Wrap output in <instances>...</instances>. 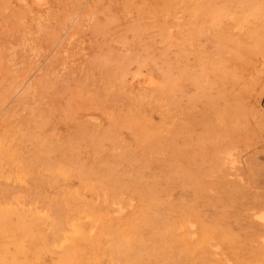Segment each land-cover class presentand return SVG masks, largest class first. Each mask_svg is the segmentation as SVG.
<instances>
[{
  "label": "rangeland",
  "instance_id": "1",
  "mask_svg": "<svg viewBox=\"0 0 264 264\" xmlns=\"http://www.w3.org/2000/svg\"><path fill=\"white\" fill-rule=\"evenodd\" d=\"M244 1L0 0V264H19L21 248L23 264H264V3L247 11ZM112 142L119 147L106 150Z\"/></svg>",
  "mask_w": 264,
  "mask_h": 264
},
{
  "label": "bare ground",
  "instance_id": "2",
  "mask_svg": "<svg viewBox=\"0 0 264 264\" xmlns=\"http://www.w3.org/2000/svg\"><path fill=\"white\" fill-rule=\"evenodd\" d=\"M243 1H244V0H243ZM246 1L248 2V0H246ZM86 2H87V1H86ZM210 2H211V1H210ZM240 2H241V0H240ZM238 3H239V2H237V4H238ZM245 3H246V2L244 1V4H245ZM248 3H250V1H249ZM248 3H247V4H248ZM263 3H264V0H251V6L249 5L248 7H246V8H247V11H249V10H251V9H255L256 11H259L260 8L262 7ZM169 4H170V3H169ZM237 4H236V6H237ZM244 4H242V2H241L240 6L242 7ZM183 6H184V5H183ZM238 6H239V4H238ZM245 6H246V4H245ZM34 7H35V6H34ZM48 7H49V6H48ZM263 7H264V6H263ZM171 8H172V7H171ZM236 8H238V7H236ZM239 8H240V7H239ZM239 8H238V9H239ZM32 9H33V8H32ZM161 9H162V8H161ZM185 9H186V8H185ZM188 9H189V8H188ZM208 9H209V7H208ZM213 9H215V8H213ZM168 10H169V9H168ZM206 10H207V9H206ZM221 10H222V9H221ZM239 10H240V9H239ZM33 11H34V10H33ZM43 11H44V10H43ZM162 11H163V10H161V12H162ZM243 11H245V10H243ZM44 12H45V11H44ZM163 12H164V11H163ZM229 13H230V12H229ZM248 13H249V12H248ZM35 14H36V13H35ZM35 14H34V15H35ZM206 14H207V13H206ZM227 14H228V12H227ZM230 14H231V13H230ZM232 14H233V13H232ZM232 14H231V15H232ZM260 14H261V13H260ZM260 14H259V15H260ZM263 14H264V13H263ZM233 15H234V14H233ZM235 15H236V14H235ZM46 16H47V14H46ZM228 16H229V15H228ZM256 16H257V13H256ZM261 16H262V15H261ZM42 17H43V16H42ZM233 17H234V16H233ZM235 17H236V16H235ZM235 17H234V18H235ZM257 17H258V16H257ZM70 18H71V17H70ZM72 18H74V17H72ZM87 18H88V17H87ZM245 18H246V17H245ZM46 19H47V18H46ZM74 19H75V18H74ZM236 19L239 20L238 17H237ZM42 20H43V19H42ZM44 22H45V21H44ZM212 25H213V24H212ZM15 26H16V25H15ZM68 26H69V25H68ZM86 26H87V25H86ZM209 31H210V30H209ZM65 32H66V31H65ZM28 33H29V32H28ZM42 34H43V33H42ZM74 35H75V34H74ZM28 36H29V35H28ZM202 37H203V35H202ZM51 39H52V38H51ZM81 39H82V38H81ZM23 41H24V39H23ZM28 41H29V40H28ZM33 46H34V45H33ZM65 47H66V46H65ZM12 48H13V47H12ZM33 48H34V47H33ZM49 48H50V46H49ZM52 50H53V49H52ZM65 50H66V49H65ZM36 51H37V50H36ZM52 53H53V52H52ZM144 53H145V52H144ZM16 54H17V53H16ZM68 58H69V57H68ZM68 58H67V59H68ZM4 62H6V61H4ZM4 65H5V64H4ZM39 66H40V65H39ZM38 70H39V69H38ZM60 70H61V69H60ZM17 71H18V70H17ZM43 71H44V70H43ZM20 72H21V71H20ZM12 74H13V73H12ZM13 75H15V73H14ZM17 75H19V74L17 73ZM33 76H34V75H33ZM11 77H13V76H11ZM16 77H18V76H16ZM16 77H15V78H16ZM28 77H29V76H28ZM5 78H6V77H5ZM18 78H19V77H18ZM10 79H11V78H10ZM4 80H5V79H4ZM7 80H8V79H7ZM13 80H14V79H13ZM19 82H20V81H19ZM22 82H23V81H21L20 83H16L17 86H18V84H21ZM23 83H24V82H23ZM29 83H30V82H29ZM36 83H37V82H36ZM40 83H41V82H40ZM40 83H39V81H38V85H40ZM16 84H15V85H16ZM41 84H42V83H41ZM9 85L11 86V84H9ZM15 85H14V86H15ZM35 85H36V84H35ZM72 85H73V84H72ZM6 86H7V84H6ZM21 86H22V85H21ZM29 86H30V85H29ZM31 86H32V85H31ZM31 86L28 87V89L31 88ZM25 87H26V86H25ZM32 87H33V86H32ZM8 88H9V86H8ZM18 88H19V87H18ZM20 88H21V87H20ZM3 89H4V88H3ZM14 89H15V87H14ZM22 89H23V88H22ZM28 89H26V91H27ZM42 89H43V88H42ZM8 90H9V89H8ZM15 90H16V89H15ZM29 90H30V89H29ZM11 91H12V90H11ZM11 91H10V92H11ZM19 91H20V90H19ZM21 91H22V90H21ZM26 91H25V92H26ZM31 91H34V90H31ZM37 91H38V90H37ZM50 91H51V89H50ZM1 92H2V91H1ZM4 92H6V90H5ZM7 92H8V91H7ZM28 92H29V91H28ZM41 92H42V90H41ZM2 93H3V92H2ZM8 93H9V92H8ZM11 93H12V92H11ZM15 93H17V92H14V95H15ZM21 93H22V92H21ZM21 93H20V94H21ZM32 93H34V92H32ZM6 94H7V93H6ZM9 94H10V93H9ZM20 94H19L18 96L25 95V94H21V95H20ZM29 94H30V93H28V95H29ZM34 94H36V93H34ZM1 95H2V97H3V95H5V93H4V94H1ZM52 95H54V94H52ZM106 95H107V94H106ZM5 96H6V95H5ZM8 96H10V95H8ZM12 96H13V95H12ZM12 96H11V98H12ZM40 96H41V95H40ZM42 96H43V95H42ZM47 96H49V95H47ZM25 97H27V96H25ZM43 97H44V96H43ZM50 97H51V96H50ZM90 97H91V96H90ZM23 98H24V96H23ZM40 98H41V97H40ZM47 98H48V97H47ZM57 98H58V97H57ZM52 99H53V98H52ZM2 100H5V98H2ZM20 100H22V99H20ZM38 100L40 101L41 99L38 98L36 101H38ZM53 100H55V99H53ZM9 101H10V100H9ZM24 101H28V100L26 99V100H24ZM57 101L60 102L58 99H57ZM165 101H166V100H165ZM21 102H23V100H22ZM42 102H43V101H42ZM42 102H41V103H42ZM157 102H158V101H157ZM0 103H1V101H0ZM2 103H3V102H2ZM8 103H9V102H8ZM8 103H7V104H8ZM26 103H27V102H26ZM74 103H76V102H74ZM110 103H111V102H110ZM3 104L5 105L6 102L3 103ZM28 104H29V102H28ZM30 104H32V103H30ZM76 104H77V103H76ZM56 105H57V104H56ZM77 105H78V104H77ZM83 105H84V104H83ZM162 105H163V104H162ZM5 106H6V105H5ZM22 106H24V105H22ZM28 106H29V105H28ZM43 106H44V105H43ZM64 106H65V105H64ZM85 106H86V105H85ZM88 106H89V105H88ZM1 107H2V106H1ZM3 107H4V106H3ZM26 107H27V106H26ZM26 107H24L23 109L25 110ZM55 107H56V106H55ZM60 107H61V106H60ZM62 107H63V106H62ZM97 107H98V105H97ZM27 108H29V107H27ZM36 108H37V107H36ZM36 108H35V109H36ZM52 108H53V107H52ZM57 108H58V107H57ZM112 108H113V107H112ZM2 109H3V108H2ZM47 109H48V108H47ZM55 109H56V108H55ZM55 109H54V111H55ZM59 109L62 110L61 108H59ZM164 109H165V108H164ZM30 110H31V109H30ZM60 110H59V111H60ZM103 110H104V109H103ZM16 111H17V110H16ZM31 111H32V110H31ZM44 111H45V110H44ZM52 111H53V109H52ZM67 111H68V110H67ZM67 111H66V112H67ZM0 112H1V110H0ZM28 112H29V111H28ZM37 112H38V111H37ZM103 112H105V111H103ZM109 112H110V111H109ZM135 113H136V111H135ZM30 114H31V113H30ZM40 114H41V113H40ZM43 114H44V113H43ZM63 114H64V113H63ZM141 114H142V113H141ZM28 115H29V114H28ZM31 115H32V114H31ZM33 115H34V114H33ZM33 115H32V116H33ZM38 115H39V114H38ZM46 115H47V114H46ZM52 115H53V114H52ZM107 115H108V114H107ZM107 115H106V116H107ZM121 115H122V114H121ZM139 115H140V114H139ZM139 115H138V116H139ZM144 115H145V114H144ZM1 116H2V115H1ZM34 116H37V115H34ZM106 116H105V117H106ZM37 117H38V116H37ZM37 117H35L34 119H36ZM48 117H49V115H48ZM60 117H61V115H60ZM67 117H68V115H67ZM69 117H70V116H69ZM136 117H137V116H136ZM145 117H146V116H145ZM148 118H149V117H148ZM0 119H1V118H0ZM34 119L32 118V120H34ZM43 119H44V118H43ZM48 119H49V118H48ZM133 119H134V118H133ZM133 119H132V120H133ZM138 119L140 120V118H138ZM141 119H142V118H141ZM26 120H27V118H26ZM62 120H63V119H62ZM69 120H70V119H69ZM106 120H108V119H106ZM11 121H12V120H11ZM30 121H31V120H30ZM30 121H28V122H30ZM35 121H36V120H35ZM41 121H42V119L40 120V122H41ZM108 121H111V120H108ZM130 121H131V120H130ZM63 122H64V121H62V123H63ZM98 122H99V121H98ZM135 122H136V121H135ZM152 122H153V121H152ZM36 123H39V122H36ZM41 123H43V122H41ZM47 123H49V120H48ZM65 123H67V122H65ZM70 123H71V120H70ZM125 123H126V122H125ZM140 123H141V122H140ZM34 124H35V123H34ZM34 124H33V127H34ZM129 124L132 126V124H131L130 122H129ZM138 124H139V123H138ZM35 125H37V124H35ZM38 125L40 126L41 124L39 123ZM52 125H54L53 122H52ZM153 125H154V124H153ZM41 126H42V125H41ZM57 126H58V125H57ZM57 126H56V127H57ZM80 126H81V124H80ZM89 126H90V125H89ZM127 126H128V124H127ZM127 126L125 125V128H126ZM33 127H32V128H33ZM43 127H45V126L43 125ZM51 127H52V126H51ZM71 127H72V126H71ZM86 127H87V126H86ZM150 127H151V126H150ZM30 128H31V127H30ZM34 128H35V127H34ZM38 128H39V130L41 129V132H42V128H40V127H38ZM95 128H96V127H95ZM110 128H113V127L110 126ZM122 128H123V127H122ZM122 128H118V129L121 130ZM155 128H156V127H155ZM13 129H14V128H13ZM35 129H36V128H35ZM53 129H54V128H53ZM74 129H75V128H74ZM78 129H79V128H78ZM78 129H77V130H78ZM83 129H84V128H83ZM90 129H91V128H90ZM126 129H127V128H126ZM128 129H129V128H128ZM130 129H131V128H130ZM151 129H152V128H151ZM32 130H33V129H32ZM32 130H31V131H32ZM39 130H38V131H39ZM48 130H50V128H49ZM113 130H114V129H113ZM29 131H30V130H29ZM75 131H76V130H75ZM116 131H117V130H116ZM150 131H152V130H150ZM150 131H149L148 133H150ZM193 131H194V130H193ZM46 132H47V131H46ZM46 132H45V133H46ZM48 132H49V131H48ZM81 132H82V131H81ZM83 132H84V131H83ZM111 132H112V131H111ZM111 132H110V133H111ZM155 132H156V130H155ZM157 132H158V131H157ZM23 133H24V132H23ZM27 133H28V132H27ZM42 133H43V132H42ZM45 133H43V134H45ZM70 133H71V132H70ZM84 133H85V132H84ZM116 133H117V132H116ZM121 133H122V132H121ZM130 133H131V132H130ZM148 133H146V134H148ZM151 133H152V132H151ZM11 134H12V133H11ZM16 134H17V133H16ZM29 134H30V133H29ZM82 134H83V133H82ZM106 134H107V133H106ZM132 134H133V133H132ZM132 134H131V135H132ZM134 134H136V133H134ZM160 134H161V133H160ZM14 135H15V134H14ZM24 135H26V134H24ZM39 135H40V134H38V136H39ZM69 135H70V134H69ZM71 135H72V134H71ZM71 135H70V136H71ZM107 135H108V137H111L112 135H113V137L116 136V134H113V133H111V134H107ZM107 135H106V136H107ZM151 135H154V133L151 134ZM155 135H157V137L159 136L158 134H155ZM36 136H37V135H36ZM40 136H41V135H40ZM42 136H43V135H42ZM81 136H83V135H81ZM85 136H86V135H85ZM102 136H103V135H102ZM102 136H101V138H102ZM104 136H105V135H104ZM119 136H120V135H119ZM22 137H23V136H22ZM28 137H29V136H28ZM49 137H51V136H49ZM79 137H80V134H79ZM108 137H107V138H108ZM113 137H112V138H113ZM134 137H136V136H134ZM153 137H156V136H153ZM160 137H161V136H160ZM162 137H163V136H162ZM5 138H6V137H5ZM36 138H37V137H36ZM95 138H96V137H95ZM145 138H147V137H145ZM145 138H144V139H145ZM158 138H159V137H158ZM167 138H168V137H167ZM16 139H17V138H16ZM27 139H28V138H27ZM62 139H63V138H62ZM71 139H72V138H71ZM136 139H137V138H136ZM151 139H152V138H151ZM151 139H150V140H151ZM154 139H156V138H154ZM159 139H161V138H159ZM33 140H34V139H33ZM49 140H50V139H49ZM55 140H56V139H55ZM60 140H61V139H60ZM91 140H92V139H91ZM93 140H94V138H93ZM120 140H121V139H120ZM120 140H119V141H120ZM145 140H146V139H145ZM157 140H158V139H157ZM38 141H40V140H38ZM87 141H88V140H87ZM94 141H96V140H94ZM101 141H102V140H100V143H101ZM103 141H104V140H103ZM113 141H114V140H113ZM121 141H122V140H121ZM151 141H152V140H151ZM154 141H155V140H154ZM48 142H49V141H48ZM51 142H52V140H51ZM62 142H63V140H62ZM73 142H74V141H73ZM129 142H130V141H129ZM146 142H147V141H146ZM149 142H150V141H149ZM156 142H157V141H156ZM161 142H162V140H161ZM24 143H25V142H24ZM34 143H35V142H34ZM36 143H37V140H36ZM45 143H47V142H46V137H45ZM58 143H59V142H58ZM83 143H84V142H83ZM85 143H86V142H85ZM118 143H119V142H118ZM118 143H116V142H112V143L108 144L107 146H105V147H106L105 149H106V150H110V149L115 150L116 148L119 147ZM140 143H142V142H140ZM144 143H145V142H144ZM154 143H155V142H154ZM8 144H9V143H8ZM37 144H38V143H37ZM41 144H42V143H41ZM41 144H40V149H41V147L43 146V145L41 146ZM53 144H55V143H53ZM87 144H88V143H87ZM120 144H121V143H120ZM124 144H125V143H124ZM181 144H182V143H181ZM18 145H19V144H18ZM32 145H33V144H32ZM57 145H58V144H57ZM70 145H71V144H70ZM89 145H90V144H89ZM104 145H105V144H104ZM122 145H123V144H122ZM122 145H121V146H122ZM149 145H151V144H149ZM149 145L147 144L146 147L148 148ZM33 146H34V145H33ZM35 146H37V145L35 144ZM46 146H47V144H46ZM75 146H76V144H75L74 147H73L74 149H76ZM123 146H124V145H123ZM50 147H51V146H50ZM56 147H58V146H56ZM56 147H55V148H56ZM71 147H72V145H71ZM82 147H83V145H82ZM91 147H92V146H91ZM125 147H126V146H125ZM146 147H145V148H146ZM16 148H17V146H16ZM33 148H34V147H33ZM36 148H37V147H36ZM43 148H44V147H43ZM43 148H42V149H43ZM101 148H102V147H101ZM147 148H146V149H147ZM153 148H154V146H153ZM155 148H156V146H155ZM155 148H154L153 150H156ZM11 149H12V148H11ZM34 149H35V148H34ZM132 149H133V147H132ZM135 149H136V148H135ZM146 149H145V151H146ZM149 149H150V148H149ZM149 149H148V150H149ZM151 149H152V148H151ZM151 149H150V150H151ZM158 149H159V148H158ZM44 150H45V149H44ZM47 150H49V149H48V146H47ZM51 150H53V149H50V150H49V153H50ZM70 150H71V149H70ZM82 150H83V149H82ZM87 150H88V149H87ZM87 150H85V151H83V152H81V153H80V152L77 153V151H76V153H75L76 159H77L78 161H79V160H82V159H87V158H88V154H89V152H88ZM97 150H98V149H97ZM100 150H102V149H100ZM123 150H124V148H123ZM148 150H147V151H148ZM3 151H4V150H3ZM9 151H10V150H9ZM56 151H57V150H56ZM61 151H62V148H61ZM61 151H60V152H61ZM66 151H67V150H66ZM89 151H90V150H89ZM38 152H39V151H38ZM46 152H47V151H46ZM52 152H54V151H52ZM63 152H64V151H62V154H60L61 156H65V154H64ZM70 152H71V151H70ZM92 152L97 153L96 151H92ZM112 152H113V151H112ZM112 152H111V153H112ZM114 152H115V151H114ZM116 152H117V151H116ZM116 152H115V153H116ZM121 152H122V148H121ZM125 152H126V150H125ZM18 153H19V152H18ZM39 153H41V152H39ZM104 153H105V152H104ZM119 153H120V152H119ZM133 153H134V152H133ZM143 153H144V151H143ZM69 154H70V153H69ZM100 154H101V153H100ZM13 155H14V154H13ZM37 155H39V154H37ZM42 155H43V154H42ZM44 155H45V154H44ZM52 155H54V157L56 156L55 153L52 154ZM57 155H58V154H57ZM71 155H72V152H71ZM73 155H74V154H73ZM120 155H121V154H120ZM139 155H141V154H139ZM34 156H35V155H34ZM61 156H60V157L58 156V157L61 158ZM69 156H70V155H69ZM93 156H94V155H93ZM116 156H117V155H115V157H116ZM130 156H131V155H130ZM134 156H135V155H134ZM37 157H38V156H37ZM50 157H52V156H50ZM54 157H53V158H54ZM66 157H67V156H66ZM105 157H106V156H105ZM107 157H108V156H107ZM135 157H136V156H135ZM135 157H134V158H135ZM119 158H121V157H119ZM127 158H128V157H127ZM137 158H139V156H138ZM17 159H18V158H17ZM38 159H39V158H37V160H38ZM64 159H65V158H64ZM106 159H107V158H106ZM116 159H117V158H116ZM125 159H126V158H125ZM128 159H129V158H128ZM42 160H43V159H42ZM47 160H48V157H47ZM65 160H66V159H65ZM91 160H94V159L91 158ZM113 160H114V159L112 158V161H113ZM131 160H132V159H131ZM135 160H136V159H135ZM54 161H55V158H54ZM66 161H67V160H66ZM70 161H71V160H70ZM101 161H102V160H101ZM114 161H115V160H114ZM125 161H126V160H125ZM128 161L130 162V159H129ZM128 161H127V162H128ZM38 162H39V161H38ZM42 162H43V161H42ZM42 162H41V163H42ZM47 162H48V161H47ZM56 162H57V160H56ZM56 162H55V163H56ZM62 162H64V161H62ZM62 162H61V163H62ZM132 162H134V161H132ZM150 162H151V161H150ZM159 162H160V161H159ZM159 162H158V163H159ZM8 163H9V162H8ZM33 163H34V162H33ZM35 163H36V162H35ZM35 163H34L32 166H34ZM41 163H40V164H41ZM49 163L51 164V162H48V165H49ZM55 163H54V165L57 166L58 164H55ZM61 163H59V164H61ZM65 163H66V162H65ZM87 163H88V162H87ZM97 163H99V162H97ZM2 164H3V163H2ZM44 164H45V163H44ZM44 164H43V165H44ZM46 164H47V163H46ZM66 164H67V163H66ZM69 164H70V163H69ZM88 164H89V163H88ZM102 164H103V165H106V164H104L103 162L101 163V165H102ZM108 164H109V161H108ZM110 164H113V163L110 161ZM110 164H109V165H110ZM156 164H157V162H156ZM19 165H20V164H19ZM29 165H30V164H28V166H29ZM52 165H53V164H52ZM52 165H51V166H52ZM70 165H71V164H70ZM74 165H77V164L75 163ZM90 165H92V164H90ZM101 165H100V166H101ZM109 165H108V166H109ZM121 165H123V163H122ZM132 165H133V164H132ZM146 165H147V164H146ZM160 165H161V164H160ZM180 165H181V164H180ZM199 165H200V164H199ZM199 165H198V166H199ZM28 166H27V168H28ZM61 166H62V165H61ZM61 166H60V167H61ZM66 166H67V165H66ZM123 166H124V165H123ZM49 167H50V166H49ZM62 167H63V166H62ZM85 167H86V166H85ZM97 167H98V166H97ZM97 167H96V169H97ZM111 167H114V166L112 165ZM117 167H120V164H119V166L117 165ZM117 167H116V168H117ZM141 167H142V166H141ZM199 167H200V166H199ZM24 168H26V166H24ZM50 168H51V167H50ZM52 168H53V170H52V169H51V170H52V173H53L55 170H54V167H52ZM78 168H79V167H78ZM80 168H81V167H80ZM98 168H99V167H98ZM116 168H114L115 171H116ZM121 168H122V167H121ZM123 168H124V167H123ZM127 168H128V167H127ZM159 168H161V167H159ZM164 168H165V167H164ZM33 169H34V168H33ZM36 169H37V168H36ZM38 169H39V168H38ZM44 169H45V168H44ZM44 169H43V170H44ZM69 169H70V168H69ZM85 169H86V168H85ZM90 169H91V168H90ZM108 169H109V168H108ZM128 169H129V168H128ZM128 169H127V170H128ZM143 169H145V168H143ZM143 169H142V171H143ZM161 169H162V168H161ZM161 169H160V170H161ZM170 169H172V168H170ZM199 169H200V168H199ZM5 170H6V169H5ZM18 170H19V169H18ZM23 170H24V169H23ZM27 170H28V169H27ZM59 170H60V169H59ZM61 170H62V169H61ZM70 170H71V169H70ZM76 170H77V169H76ZM80 170H82V169H80ZM91 170H93L92 172H94V169H91ZM109 170H113V169H109ZM109 170H107V171H109ZM119 170H120V169H119ZM119 170H118V171H119ZM146 170H147V169H146ZM151 170H152V169H151ZM158 170H159V169H158ZM166 170H167V169H166ZM168 170H169V169H168ZM178 170H179V169H178ZM178 170H177V171H178ZM182 170H183V169H182ZM13 171H14V170H13ZM29 171H30V170H28L27 172H29ZM39 171H40V169H39ZM39 171H38V172H39ZM46 171H47V170H46ZM49 171H50V170H49ZM56 171H58V170H56ZM66 171H67V170H66ZM68 171H69V170H68ZM72 171H73V170H72ZM87 171H88V170H87ZM115 171H112V172L115 173ZM118 171H117V172H118ZM148 171H149V170H148ZM161 171H162V170H161ZM202 171H203V170H202ZM21 172H22V171H21ZM30 172H31V171H30ZM38 172H37V173H38ZM41 172H42V171H41ZM60 172H61V171H60ZM77 172H78V171H77ZM90 172H91V171L89 170V172H87V173H90ZM101 172H102V171H101ZM117 172H116V177L120 174V173H118V175H117ZM132 172H133V171H132ZM132 172H131V173H132ZM156 172H157V171H156ZM158 172H159V171H158ZM158 172H157V173H158ZM174 172H176V171H174ZM12 173H13V172H12ZM42 173H43V172H42ZM48 173H51V171L48 172ZM52 173H51V174H52ZM58 173H59V171H58ZM61 173H62V175H63V172H61ZM65 173L67 174V172H65ZM85 173H86V172H85ZM87 173H86V174H87ZM102 173H103V172H102ZM105 173H106V172H105ZM109 173H110V172H109ZM114 173H112V174H114ZM131 173H130V174H131ZM138 173H139V172H138ZM143 173H144V171H143ZM29 174H31V173H29ZM29 174H28V175H29ZM70 174H71V172H69L68 175H70ZM72 174H73V173H72ZM94 174H96V173H94ZM94 174L90 173L89 175H90V176H91V175L93 176ZM103 174H104V173H103ZM110 174H111V173H110ZM130 174H128V175H130ZM163 174H164V173H163ZM179 174H180V173H179ZM37 175H39V174H37ZM45 175H46V174H45ZM55 175H56V174H54V176H55ZM73 175H74V174H73ZM77 175H78V174H77ZM83 175H84V174H83ZM89 175H88V176H89ZM104 175H105V174H104ZM148 175H149V174H148ZM180 175H183V176H184V174H180ZM186 175H187V173H186ZM186 175H185V176H186ZM86 176H87V175H86ZM97 176H99V173H98ZM113 176H115V175H113ZM113 176H112V178H113ZM135 176H138V175H135ZM141 176H142V175H141ZM159 176H160V175H159ZM176 176H177V175H176ZM178 176H179V175H178ZM42 177H44V176H42ZM65 177H66V176H65ZM72 177H73V176H72ZM129 177H130V176H129ZM157 177H158V176H157ZM179 177H180V176H179ZM81 178H83V177L81 176ZM86 178H87V177H86ZM112 178H110V181H111ZM124 178H125V177H124ZM127 178H128V177H127ZM134 178H135V177H134ZM134 178H133V179H134ZM142 178H143V177H142ZM146 178H147V177H145V179H146ZM155 178H156V174H155ZM155 178H154V179H155ZM12 179H13V178H12ZM115 179H116V178H115ZM147 179H148V178H147ZM171 179H172V178H171ZM134 180H137V179H134ZM140 180H141V178H140ZM149 180H150V179H149ZM151 180H152V179H151ZM164 180H165V179H164ZM10 181H11V180H10ZM114 181H115V180H114ZM119 181H120V180H119ZM138 181H139V180H138ZM169 181H170V179H169ZM103 182H104V181H103ZM125 182H126V181H125ZM131 182H132V181H131ZM149 182H150V181H149ZM196 182H197V181H196ZM109 183H110V182H109ZM113 183H114V182H113ZM116 183H117V181H116ZM151 183H152V182H151ZM167 183H168V182H167ZM145 184H146V183H145ZM152 184H153V183H152ZM71 185H72V184H71ZM104 185H105V184H104ZM111 185H113V184H111ZM131 185H133V183H132ZM136 185H139V184L136 182ZM141 185H142V184H141ZM95 186H96V185H95ZM97 186H98V185H97ZM105 186H107V185H105ZM125 186H126V184H125ZM134 186H135V185H134ZM156 186H157V185H156ZM156 186H155V187H156ZM184 186H185V185H184ZM70 187H71V186H70ZM90 187H91V186H90ZM123 187H124V186H123ZM126 187H127V186H126ZM145 187H147V186H145ZM152 187H153V186H152ZM152 187H151V188H152ZM155 187H154V188H155ZM162 187H163V186H162ZM164 187H165V186H164ZM182 187H183V185H182ZM91 188H92V187H91ZM94 188H95V187H94ZM107 188H109V187L107 186ZM114 188H115V187H114ZM116 188H117V186H116ZM135 188H136V187H135ZM166 188H167V187H166ZM166 188H165V189H166ZM187 188H188V187H187ZM187 188H186V189H187ZM111 189H112V188H111ZM124 189H125V188H124ZM140 189H141V188H140ZM159 189H160V188H159ZM106 190H107V189H106ZM116 190H117V189H116ZM119 190H120V188H119ZM130 190L132 191V189H130ZM142 190H143V189H142ZM144 190H146V188H145ZM151 190H153V189H151ZM167 190H168V188H167ZM204 190H205V189H204ZM114 191H115V190H113L112 194L114 193ZM127 191H128V187H127ZM131 191H130V192H131ZM134 191H135V190H134ZM146 191H147V190H146ZM163 191H164V189H163ZM200 191H201V190H200ZM90 192H91V191H90ZM110 192H111V191H110ZM115 192H116V191H115ZM135 192H138V191H135ZM139 192H140V191H139ZM81 193H82V192H81ZM101 193H102V192H101ZM160 193H163V192L160 191ZM181 193H182V192H181ZM29 194H30V193H29ZM108 194H110V193H108ZM112 194H111V196H110V195H109V196L113 199V197H112L113 195H112ZM135 194H136V193H135ZM140 194H141V193H140ZM142 194H143V193H142ZM164 194H165V193H164ZM195 194H196V193H195ZM229 194H230V193H229ZM234 194H235V192H234ZM78 195H79V194H78ZM100 195H101V194H100ZM127 195H128V194H127ZM151 195H152V194H151ZM193 195H194V194H193ZM197 195H198V194H197ZM128 196H129V195H128ZM130 196H131V195H130ZM142 196H144V195H142ZM147 196H149V195H147ZM228 196H229V195H228ZM105 197H106V196H105ZM125 197H127V196H125ZM125 197H124V198H125ZM152 197H153V196H152ZM152 197H151V199H153ZM161 197H162V196H161ZM191 197H192V196H191ZM63 198H64V197H63ZM100 198H102V197L100 196ZM119 198H120V197H119ZM188 198H189V197H188ZM122 199H123V198H122ZM126 199H128V197H127ZM138 199H139V198H138ZM154 199H155V198H154ZM162 199H163V198H160V199L158 198V200H162ZM172 199H173V198H172ZM183 199H184V198H183ZM190 199H191V198H190ZM66 200H67V198H66ZM87 200H89V199H87ZM114 200H115V199H114ZM117 200H118V198H117ZM145 200H146V199H145ZM148 200L150 201V199H148ZM115 201H116V200H115ZM118 201H119V200H118ZM122 201H124V200H122ZM143 201H144V200H143ZM149 201H148L147 203L150 204L151 202H149ZM183 201H184V200H183ZM70 202H71V201H70ZM93 202H94V201H93ZM99 202H100V201H99ZM108 202H109V201H108ZM128 202H129V201H128ZM128 202H127V203H128ZM168 202H169V201H168ZM180 202H181V201H180ZM65 203H67V202H65ZM78 203H79V202H78ZM110 203H111V202H110ZM140 203H143V202H140ZM147 203H146V204H147ZM155 203H157V202L155 201ZM170 203H171V201H170ZM170 203H169V204H170ZM69 204H70V203H69ZM73 204H74V203H73ZM81 204H83V203L81 202ZM107 204H108V203H107ZM124 204H125V203H124ZM159 204H160V203H159ZM159 204H157V205H159ZM175 204H176V203H175ZM85 205H87V203H85ZM85 205H84L83 207H86ZM140 205H141V204H140ZM144 205H145V204H144ZM173 205H174V204H173ZM11 206H12V205H11ZM78 206H79V205H78ZM97 206H98V205H97ZM151 206H153V205H151ZM159 206H160V205H159ZM159 206H158V207H159ZM163 206H164V204L162 205V207H163ZM174 206H175V205H174ZM213 206H214V205H213ZM36 207H37V206H36ZM66 207H67V206H66ZM100 207H101V206H100ZM109 207H110V206H109ZM149 207H150V206H149ZM24 208H25V207H24ZM68 208H70V207L68 206ZM78 208H80V207H78ZM111 208H112V207H111ZM133 208H135V207H133ZM138 208H139V207H138ZM144 208H145V207H144ZM156 208H157V207H156ZM182 208H183V206H182ZM243 208H245V207H243ZM82 209H83V208H82ZM84 209H86V208H84ZM142 209H143V208H141V210H142ZM157 209H158V208H157ZM176 209H177V208H176ZM185 209H186V208H185ZM189 209H190V208H189ZM196 209H197V208H196ZM223 209H224V208H223ZM250 209H251V208H250ZM250 209H248V210H250ZM257 209H258V208H257ZM260 209H261V208H260ZM77 210H78V209H77ZM86 210H87V209H86ZM180 210H181V209H180ZM180 210H179V211H180ZM187 210H188V209H187ZM187 210H186V211H187ZM30 211L33 212V210H30ZM93 211H94V210H93ZM99 211H100V209H99ZM132 211H133V210H132ZM188 211H190V210H188ZM193 211H195V208L193 209ZM225 211H226V210H225ZM80 212H82V211H80ZM90 212H91V211H90ZM134 212H135V209H134ZM199 212H200V211H199ZM229 212H230V211H229ZM241 212H242V211H241ZM248 212H249V211H248ZM251 212H252V211H251ZM3 213H4V212H3ZM85 213H86V212H85ZM101 213H103V212H101ZM144 213H145V212H143V214H144ZM245 213H247V212H245ZM14 214H15V213H14ZM19 214H20V213H19ZM37 214H38V213H37ZM80 214H81V213H79V215H78V214H77V215L80 217ZM92 214H93V213H92ZM135 214H136V213H135ZM138 214H139V213H138ZM174 214H175V213H174ZM191 214H192V211H191ZM191 214H190V215H191ZM230 214H231V213H230ZM44 215H45V214H44ZM69 215H70V214H69ZM106 215H107V213H106ZM131 215H132V214H131ZM139 215H140V214H139ZM160 215H161V214H160ZM160 215H159V216H160ZM190 215H189V216H190ZM19 216H22V215H19ZM23 216H26V215L23 214ZM29 216H30V215H29ZM31 216H32V215H31ZM31 216H30V217H31ZM35 216H36V215H35ZM67 216H68V214H67ZM107 216H108V215H107ZM144 216H145V214H144ZM148 216H149V215H148ZM159 216H158V218H159ZM184 216H185V215H184ZM184 216H183V217H184ZM191 216H192V215H191ZM220 216H221V215H220ZM225 216H226V215H225ZM91 217H93V215H91ZM112 217H113V216H112ZM130 217H131V216H130ZM152 217H153V216H152ZM172 217H174V216L172 215ZM176 217H177V216H176ZM223 217H224V216H223ZM21 218H22V217H21ZM28 218H29V217H28ZM32 218H34V220H35V217H32ZM47 218H48V217H47ZM47 218H46V219H47ZM81 218H83V217L81 216ZM100 218H101V217H100ZM120 218H121V217H120ZM123 218H124V217H123ZM128 218H129V216H128ZM128 218H127V219H128ZM160 218H161V217H160ZM174 218H175V217H174ZM195 218H196V217H195ZM195 218H194V220H196ZM198 218H199V217H198ZM203 218H204V217H203ZM203 218H202V219H203ZM236 218H238V216H237ZM245 218H246V217H245ZM245 218H244V219H245ZM22 219H24V217H23ZM49 219H50V218H49ZM49 219H48V220H49ZM52 219H53V218H52ZM138 219H139V218H138ZM156 219H157V218H156ZM156 219H155V220H156ZM178 219H179V218H178ZM178 219H177V221H176V218H175V223H177L178 221H180V220H178ZM185 219H188V217L185 218ZM185 219H184V220H185ZM218 219H219V218H218ZM232 219H233V218H232ZM234 219H235V218H234ZM261 219H262V222L264 223V216H262ZM261 219H260V220H261ZM34 220H33V221H34ZM38 220H39V219H37L36 221H38ZM92 220H93V219H92ZM107 220H109V218H108ZM107 220H106V221H107ZM111 220H112V219H111ZM118 220H119V219H118ZM121 220H122V219H121ZM121 220H120V221H121ZM125 220H126V219H125ZM125 220H124V221H125ZM182 220H183V219H182ZM182 220H181V221H182ZM184 220H183V221H184ZM191 220H192V219H191ZM198 220H199V219H198ZM198 220H197V221H198ZM208 220H209V219H208ZM219 220L222 221V218L219 219ZM219 220H218V221H219ZM230 220H231V219H230ZM236 220H237V219H236ZM236 220H235V221H236ZM238 220H239V219H238ZM31 221H32V219H31ZM31 221H30V222H31ZM43 221H44V220H43ZM49 221H50V220H49ZM120 221H119V222H115V223H120ZM122 221H123V220H122ZM122 221H121V222H122ZM136 221H138V220H136ZM185 221H186V220H185ZM185 221H184V222H185ZM257 221H258V220H257ZM25 222H26V221L21 222V223H22V224H25ZM89 222H90V221H89ZM113 222H114V220H113ZM125 222H126V221H125ZM141 222H142V220H141ZM141 222H140V223H141ZM147 222H148V220H147ZM151 222H152V221H151ZM157 222H158V221H157ZM233 222H234V221H233ZM258 222H259V221H258ZM31 223H33V222H31ZM31 223H30V224H31ZM34 223H35V222H34ZM38 223H39V222H38ZM45 223H46V222H45ZM76 223H78V222H76ZM91 223H93V222L91 221ZM91 223H90V225H91ZM105 223H106V222H105ZM107 223H108V222H107ZM111 223H112V222H111ZM111 223H110V225H111ZM123 223H124V222H123ZM179 223H180V222H179ZM179 223H178V224H179ZM197 223H198V222H197ZM242 223H243V222H242ZM26 224H27V223H26ZM36 224H37V223H36ZM36 224H35V226L37 227ZM46 224H47V223H46ZM98 224H99V223H98ZM126 224H127V223H126ZM135 224H136V223H135ZM167 224H168V223H167ZM180 224H181V223H180ZM204 224H206V223L204 222ZM204 224H202V225H204ZM213 224H214V223H213ZM217 224H218V222H217ZM217 224H216V225H217ZM236 224H237V223H236ZM245 224H247V223H245ZM20 225H21V224H20ZM39 225H40V224H39ZM39 225H38V226H39ZM124 225H125V223H124ZM142 225H144V224H142ZM174 225H175V224H174ZM174 225H173V226H174ZM176 225H177V224H176ZM202 225H201V226H202ZM224 225H225V224H224ZM254 225H255V224H254ZM17 226H18V225H17ZM21 226H22V225H21ZM24 226H25V225H24ZM26 226H27V225H26ZM67 226H69V224H68ZM105 226H106V224H105L103 227H105ZM125 226H126V225H125ZM205 226H206V225H205ZM217 226H218V225H217ZM252 226H253V225H252ZM259 226H260V225H259ZM33 227H34V226H33ZM40 227H41V226H39V228H40ZM45 227H47V226H45ZM72 227H73V226H72ZM76 227H79V225L76 226ZM76 227H75V228H76ZM87 227H89V226H87ZM92 227H93V226H92ZM94 227H95V226H94ZM107 227H108V226H107ZM113 227H114V226H113ZM120 227H121V226H120ZM123 227H124V226H123ZM160 227H161V226H160ZM178 227H180V225H179V226L177 225V228H178ZM218 227H219V226H218ZM20 228H21V227H20ZM25 228H26V227H25ZM25 228H24V229H25ZM28 228H29V227H28ZM31 228H32V227H31ZM31 228H30V229H31ZM97 228H98V227H97ZM97 228H96V229H97ZM101 228H102V227H101ZM105 228H106V227H105ZM109 228H110V226H109ZM115 228H116V227H115ZM125 228H126V227H125ZM134 228H135V227H134ZM145 228H147V227H145ZM162 228H163V227H162ZM180 228H183V224H182V227H180ZM196 228H197V227H196ZM205 228H207V227H205ZM219 228H220V227H219ZM259 228H260V227H259ZM261 228H262V227H261ZM41 229H42V227L40 228V230H41ZM45 229H46V228H45ZM45 229H44V230H45ZM80 229H81V228H80ZM86 229H87V228H86ZM119 229H120V228H119ZM119 229L117 228V231H118ZM148 229H149V227H148ZM172 229H173V228H172ZM175 229H176V226H175ZM203 229H204V228H203ZM211 229H212V228H211ZM215 229H216V228H215ZM221 229H223V228H221ZM229 229H230V228H229ZM252 229H253V228H252ZM263 229H264V228H263ZM34 230H35V229H34ZM37 230H38V229H37ZM40 230H38V231H40ZM49 230H50V229H49ZM65 230H66V229H65ZM75 230H77V229H75ZM124 230H125V229H124ZM124 230H121V231H124ZM173 230H174V229H173ZM184 230H185V232H186V229H185V228H184ZM206 230H207V229H206ZM212 230H213V229H212ZM232 230H233V229H232ZM22 231H23V230H22ZM22 231H21V232H22ZM24 231H25V230H24ZM35 231H36V230H35ZM70 231H71V229H70ZM77 231H78V230H77ZM109 231H110V230H109ZM113 231H115V230H113ZM121 231H120V232H121ZM136 231H137V230H136ZM147 231H148V230H147ZM161 231H162V230H161ZM178 231H179V229H178ZM178 231L175 230V232H178ZM180 231H181V230H180ZM191 231H192V230H191ZM204 231H205V230H204ZM215 231H216V233H218L217 230H215ZM19 232H20V231H19ZM26 232H27V231H26ZM42 232H43V231H42ZM51 232H52V230H51ZM71 232H72V231H71ZM81 232L83 233L84 231H81ZM86 232H87V230H86ZM96 232H97V230H96ZM99 232H100V231H99ZM110 232H111V231H110ZM134 232H135V231H134ZM153 232H154V231H153ZM170 232H171V231H170ZM185 232H183V233H185ZM196 232H197V231H196ZM202 232H203V231H202ZM208 232H209V231H208ZM263 232H264V231H263ZM11 233H12V232H11ZM30 233H32V232H30ZM30 233H29V235L31 236ZM33 233H35V232H33ZM45 233H46V232H45ZM65 233H66V232H65ZM72 233H73V232H72ZM77 233H79V231H78ZM103 233H104V232H103ZM117 233H118V232H117ZM129 233H130V231H129ZM129 233H127L128 236H129ZM172 233H174V232L172 231ZM172 233H171V234H172ZM183 233H182V234H183ZM209 233H210V232H209ZM211 233H212V231H211ZM21 234H22V233H21ZM21 234H20V235H21ZM23 234L25 235V232H24ZM23 234H22L21 236H23ZM27 234H28V232H27ZM38 234H39V233H38ZM41 234H42V233H41ZM41 234H40V235H41ZM62 234H64V233H62ZM66 234H67V233H66ZM73 234H74V233H73ZM87 234H88V232H87ZM94 234H95V233H94ZM100 234H101V233H99V235H100ZM114 234H115V232H114ZM121 234H122V233H121ZM125 234H126V233H125ZM135 234H136V233H135ZM147 234H148V233H147ZM169 234H170V233H169ZM204 234H207V233H204ZM214 234H215V233H214ZM243 234H244V233H243ZM255 234H256V233H255ZM10 235H11V234H10ZM14 235H15V234H14ZM67 235H68V234H67ZM77 235H81V234H77ZM85 235H86V234H85ZM85 235L83 234V239H81V237H80V239H81L82 241H83V240L85 241V238H84ZM91 235H92V234H91ZM99 235H98V236H99ZM132 235H133V234H132ZM136 235H137V234H136ZM136 235H135V236H136ZM150 235H151V234H150ZM155 235H157V234H155ZM158 235H162V234L158 233ZM172 235H173V234H172ZM176 235H178V233H177ZM180 235H181V234H180ZM202 235H203V234H202ZM236 235H237V233H236ZM38 236H39V235H38ZM63 236H64V235H63ZM69 236H70V235H69ZM100 236H101V238H102L103 234L100 235ZM106 236H107V235H106ZM135 236H134V237H135ZM168 236H169V235H168ZM174 236H175V235H174ZM178 236H179V235H178ZM183 236H184V235H183ZM207 236H208V235H207ZM215 236H216V235H215ZM35 237H36V236H35ZM73 237H74V236H73ZM91 237H92V236H91ZM104 237H105V236H104ZM112 237H113V236H112ZM120 237H121V235H120ZM130 237H131V236H130ZM136 237H137V236H136ZM152 237H153V236H152ZM158 237H160V236H158ZM162 237H163V236H162ZM172 237H173V236H172ZM172 237H171V238H172ZM233 237H234V236H233ZM244 237H245V236H244ZM18 238H20V237L18 236ZM21 238H22V237H21ZM24 238H25V236H24ZM24 238H22V239H24ZM28 238H29V237H28ZM30 238H32V237H30ZM33 238H34V236H33ZM38 238H39V237H36L35 240H37ZM40 238H41V237H40ZM44 238H45V237H44ZM50 238H51V236H50ZM75 238H76V237H75ZM75 238H74V239H75ZM86 238H88V237H86ZM101 238H100V239H101ZM109 238H110V237H109ZM109 238H108V239H109ZM127 238H128V237H127ZM139 238H140V236H139ZM155 238H156V237H155ZM171 238H169V239H171ZM181 238H182V237H181ZM186 238H187V237H186ZM197 238L199 239V237H197ZM6 239H7V238H6ZM12 239H13V238H12ZM12 239H11V240H12ZM41 239H42V238H41ZM71 239H72V238H71ZM95 239H96V238H95ZM97 239H99V238H97ZM97 239H96V240H97ZM129 239H130V238H129ZM140 239H141V238H140ZM161 239H162V238H161ZM172 239H173V238H172ZM184 239H185V238H184ZM200 239H201V238H200ZM216 239H219V238H216ZM221 239H222V238H221ZM221 239H220L219 241H221ZM240 239H241V238H240ZM244 239H246V238H244ZM255 239H256V238H255ZM259 239H260V238H259ZM8 240H9V239H8ZM14 240L16 241V239H14ZM14 240H13V241H14ZM24 240H25V239H24ZM39 240H40V239H39ZM39 240H38V241H39ZM46 240H47V239H46ZM51 240H53V239L51 238ZM106 240H107V239H106ZM130 240H131V239H130ZM137 240H138V238H137ZM146 240H148V239H146ZM177 240H178V239H177ZM181 240H182V239H181ZM181 240H180V241H181ZM204 240H205V238H204ZM206 240H207V239H206ZM26 241H27V238H26ZM32 241H33V240H32ZM32 241H31V242H32ZM44 241H45V240H44ZM66 241H67V240H66ZM66 241L64 240L65 243H66ZM76 241H78V238H76L73 242L76 243ZM109 241H111V240H109ZM140 241H141V240H140ZM170 241H171V240H170ZM172 241L174 242V240H172ZM187 241H188V239H187ZM199 241H200V240H199ZM227 241H228V240H227ZM227 241H226V242H227ZM6 242H7V241H6ZM23 242H25V241H23ZM31 242H30V244H31ZM45 242H46V241H45ZM45 242H44V243H45ZM51 242H52V241H51ZM64 242H63V243H64ZM67 242H68V241H67ZM79 242H80V240L78 241V243H79ZM87 242H88V241H87ZM90 242H92L91 239H90ZM90 242H89V243H90ZM100 242H101V241H100ZM102 242H103V240H102ZM130 242H132V240H131ZM133 242H134V241H133ZM164 242H165V241H164ZM213 242H215V241H213ZM244 242H245V241H244ZM21 243H22V241H21ZM25 243H26V242H25ZM32 243H33V242H32ZM37 243H38V242H37ZM37 243H36V245H37ZM70 243H71V242H70ZM113 243H115V242H113ZM122 243H123V242H122ZM138 243H140V242L138 241ZM144 243H145V242H144ZM155 243H157V242L155 241L154 244H155ZM220 243H221V242H220ZM229 243H230V242H229ZM38 244H39V243H38ZM40 244L43 245L42 243H40ZM72 244H73V243H72ZM94 244H95V243H94ZM94 244H93V246H94ZM104 244H105V243H104ZM111 244H112V243H111ZM133 244H134V243H133ZM147 244H148V243H147ZM160 244H162V243H160ZM169 244H170V243H169ZM171 244H172V243H171ZM184 244H185V243H184ZM184 244H183V245H184ZM198 244H200V242H199ZM255 244H256V243H255ZM17 245H18V244H17ZM28 245H29V243H28ZM44 245H45V244H44ZM66 245H67V244H66ZM75 245H77V244H75ZM75 245H74V246H75ZM102 245H103V244H102ZM138 245H139V244H138ZM156 245H157V244H156ZM183 245H182V246H183ZM202 245H203V244H202ZM227 245H228V244H227ZM231 245H232V244H231ZM233 245H235V244H233ZM242 245H243V244H242ZM250 245H251V244H250ZM250 245H248V246H250ZM30 246H31V247H30ZM30 246H29V247L27 246V247H28L29 249H31V248H32V245H30ZM34 246H35V245H34ZM45 246H46V245H45ZM48 246H49V245H48ZM48 246H47V247H48ZM63 246H64V245H63ZM83 246H84V244H83ZM96 246H97V245H96ZM96 246H95V247H96ZM105 246H106V245H105ZM126 246H127V245H126ZM172 246H174V245H172ZM47 247H45V248H47ZM49 247H50V246H49ZM157 247H158V246H157ZM178 247H180V246H178ZM178 247H175V248H178ZM183 247H184V246H183ZM191 247H192V246H191ZM194 247H196V245H195ZM199 247H200V246H199ZM201 247H202V246H201ZM204 247H205V246H204ZM209 247H210V246H209ZM228 247H229V246H228ZM230 247H231V246H230ZM230 247H229V248H230ZM236 247H237V246H236ZM243 247H244V246H243ZM257 247H258V246H257ZM25 248H26V246H25ZM35 248H36V247H35ZM40 248H41V247H40ZM78 248H79V247H78ZM78 248H77V250L74 248V249H75V253H78V252H79V251H78ZM102 248H104V247H102ZM123 248H124V247H123ZM125 248H126V247H125ZM132 248H134V247H132ZM149 248H150V245H149ZM149 248H148V250H149ZM170 248H171V246H170ZM172 248H174V247H172ZM175 248H174V249H175ZM196 248H197V247H196ZM196 248H195V249H196ZM249 248H250V247H249ZM262 248H263V247H262ZM10 249H11V248H10ZM33 249H34V248H33ZM52 249H53V248H52ZM66 249H67V248H66ZM66 249H65L66 252H68V251L71 250L70 248H68V250H66ZM69 249H70V250H69ZM86 249H88V248H86ZM100 249H101V247H100ZM104 249H105V248H104ZM145 249H146V247H145ZM181 249L185 250L184 248H181ZM186 249H188V248H186ZM210 249H211V247H210ZM233 249H234V247H233ZM242 249H243V248H242ZM247 249H248V248H247ZM263 249H264V248H263ZM11 250H12V249H11ZM15 250H16V249H15ZM38 250H39V248H38L36 251H38ZM49 250H50V249H49ZM97 250H99V247H98ZM123 250H124V249H123ZM131 250H132V249H130V251H131ZM135 250H136V249H135ZM193 250H194V249H193ZM193 250H192V251H193ZM196 250H197V249H196ZM250 250H251V249H250ZM254 250H255V249H254ZM256 250H257V249H256ZM256 250H255V251H256ZM258 250H259V249H258ZM16 251H17V250H16ZM27 251H28V249H27ZM45 251H46V250H45ZM59 251H60V250H59ZM71 251H72V250H71ZM76 251H77V252H76ZM83 251H84V249H83ZM92 251H93V250H92ZM99 251H100V250H99ZM108 251H109V249L106 250V252H108ZM176 251H177V250H176ZM231 251H232V250H231ZM238 251H239V250H238ZM241 251H242V250H241ZM255 251H254V252H255ZM1 252H2V251H1ZM41 252H43V251H41ZM54 252H55V251H54ZM63 252H64V250H63ZM94 252H95V250H94ZM125 252H126V251H125ZM158 252H159V251H158ZM186 252H187V251H186ZM229 252H230V251H229ZM245 252H246V250H245ZM245 252H244V253H245ZM251 252H252V250H251ZM256 252H257V251H256ZM32 253H33V252H32ZM57 253H58V252H57ZM83 253H84V252H83ZM83 253H82V255H83ZM135 253H136V252H135ZM192 253H193V252H192ZM192 253H191V254H192ZM198 253L200 254V252H198ZM208 253H209V252H208ZM217 253H218V252H217ZM244 253H243V254H244ZM248 253H249V252H248ZM14 254H15V251H14ZM28 254H31L30 251L28 252ZM45 254H46V253H45ZM63 254H64V253H63ZM68 254H69V252H68ZM95 254H96V253H95ZM103 254H104V252H103ZM103 254H101V255L103 256ZM188 254H189V253H188ZM199 254H198V255H199ZM245 254H246V253H245ZM15 255H16V256H15V258H16L15 260L17 261V263L19 262V264H20V262H21V263L23 262V260H24L23 258H26V256H24V251H23L22 248H21V249H18V251L16 252ZM32 255H33V254H32ZM35 255H36V254H35ZM47 255H49V254L47 253ZM108 255H109V254H108ZM115 255H117L116 252H115ZM118 255H119V253H118ZM132 255H133V254H132ZM139 255H140V254H139ZM189 255H190V254H189ZM258 255H259V254H258ZM27 256H28V255H27ZM30 256H31V255H30ZM30 256H29V257H30ZM42 256H43V254H42ZM49 256H50V255H49ZM52 256L54 257V256H56V255H52ZM52 256H51V257H52ZM70 256H73V254L70 255ZM70 256H69V257H70ZM74 256H76V255L74 254ZM126 256H127V255H126ZM143 256H144V254L142 253V257H143ZM199 256H200V255H199ZM260 256H261V255H260ZM12 257H13V256H12ZM29 257H28V259H29ZM32 257H33V256H31V258H32ZM36 257H37V256H36ZM79 257H80V256H79ZM100 257H101V256H100ZM129 257H130V256H129ZM142 257H141V258H142ZM191 257H192V256H191ZM204 257H205V256H204ZM239 257H240V256H239ZM31 258H30V259H31ZM60 258H61V257H60ZM87 258H88V257H87ZM117 258H118V257H117ZM124 258H125V256H124ZM182 258H184V257H182ZM188 258H189V257H188ZM192 258H193V257H192ZM213 258H214V257H213ZM251 258H252V257H251ZM254 258H255V257H254ZM39 259H40V258H39ZM66 259H67V258H66ZM74 259H75V257H74ZM74 259L72 260V262L74 261ZM95 259H98V257L95 258ZM95 259H94V260H95ZM102 259L104 260L103 257H102ZM112 259H113V258H112ZM193 259H195V258H193ZM207 259H208V258H207ZM215 259H217V258H215ZM11 260H12V259H11ZM59 260H61V259H59ZM59 260H58V261H59ZM67 260H68V259H67ZM67 260H66V261H67ZM88 260H90V259H88ZM136 260H138V259H136ZM195 260H196V259H195ZM197 260L200 262V259H199L198 257H197ZM203 260H204V259H203ZM242 260H244V259H242ZM28 261H29V260H28ZM28 261H27V264H28V263L31 264L30 261H29V262H28ZM54 261H55V259H54ZM58 261H57V262H58ZM61 261H63V260H61ZM61 261H60V262H61ZM66 261H65L63 264H66V263L68 264V262H66ZM69 261H71V260H69ZM85 261L87 262L86 258H85ZM91 261L93 262V260H91ZM91 261H90V262H91ZM138 261H139V260H138ZM138 261H136V262H138ZM201 261H202V259H201ZM204 261H205V260H204ZM207 261H208V260H207ZM207 261H206V262H207ZM219 261H220V260H219ZM235 261H236V260H235ZM252 261H253V260H252ZM8 262H9V261H8ZM34 262H35V261H34ZM34 262H33V263H34ZM57 262H56V264H57ZM60 262H59V263H60ZM76 262H77V260L75 261V263H76ZM95 262H96V261H94V263H95ZM100 262H102V261H100ZM143 262H144V261H143ZM188 262H189V260H188ZM188 262H186V263H188ZM194 262H195V261H194ZM194 262H193V263H194ZM196 262H197V261H196ZM223 262H224V261H223ZM223 262H222V263H223ZM23 263H24V262H23ZM23 263H22V264H23ZM25 263H26V261H25ZM37 263H40V262H37ZM37 263H35V264H37ZM41 263H42V262H41ZM69 263H70V262H69ZM80 263H81V261H80ZM83 263H84V262H83ZM88 263H89V262H88ZM97 263H98V262H97ZM220 263H221V261H220ZM222 263H221V264H222ZM236 263H237V262H236ZM247 263H248V262H247ZM249 263H250V262H249ZM259 263H260V262H259ZM8 264H10V263H8ZM11 264H12V263H11ZM14 264H16V262H14ZM46 264H47V263H46ZM51 264H52V263H51ZM53 264H55V263H53ZM61 264H62V263H61ZM70 264H71V263H70ZM76 264H77V263H76ZM85 264H86V263H85ZM95 264H96V263H95ZM98 264H99V263H98ZM100 264H101V263H100ZM103 264H105V263H103ZM107 264H108V263H107ZM120 264H121V263H120ZM123 264H124V263H123ZM152 264H153V263H152ZM200 264H201V263H200ZM223 264H224V263H223Z\"/></svg>",
  "mask_w": 264,
  "mask_h": 264
}]
</instances>
